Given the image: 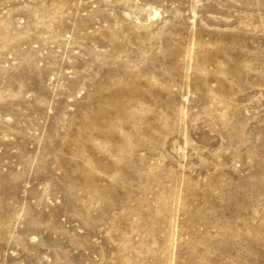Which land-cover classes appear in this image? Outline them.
I'll return each mask as SVG.
<instances>
[{
    "label": "rangeland",
    "instance_id": "obj_1",
    "mask_svg": "<svg viewBox=\"0 0 264 264\" xmlns=\"http://www.w3.org/2000/svg\"><path fill=\"white\" fill-rule=\"evenodd\" d=\"M0 264H264V0H0Z\"/></svg>",
    "mask_w": 264,
    "mask_h": 264
},
{
    "label": "bare ground",
    "instance_id": "obj_2",
    "mask_svg": "<svg viewBox=\"0 0 264 264\" xmlns=\"http://www.w3.org/2000/svg\"><path fill=\"white\" fill-rule=\"evenodd\" d=\"M154 14H156V12H154Z\"/></svg>",
    "mask_w": 264,
    "mask_h": 264
}]
</instances>
